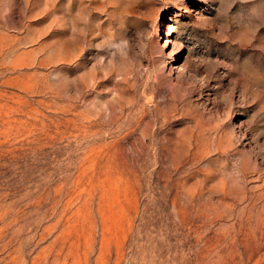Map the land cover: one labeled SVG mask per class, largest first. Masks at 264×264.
I'll return each mask as SVG.
<instances>
[{
	"label": "rangeland",
	"instance_id": "1",
	"mask_svg": "<svg viewBox=\"0 0 264 264\" xmlns=\"http://www.w3.org/2000/svg\"><path fill=\"white\" fill-rule=\"evenodd\" d=\"M0 264H264V0H0Z\"/></svg>",
	"mask_w": 264,
	"mask_h": 264
}]
</instances>
